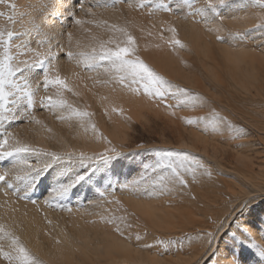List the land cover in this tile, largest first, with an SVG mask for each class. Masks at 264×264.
I'll use <instances>...</instances> for the list:
<instances>
[{"label": "snow or ice", "instance_id": "1", "mask_svg": "<svg viewBox=\"0 0 264 264\" xmlns=\"http://www.w3.org/2000/svg\"><path fill=\"white\" fill-rule=\"evenodd\" d=\"M4 3L5 0H0V5ZM184 3L189 9L188 16L200 18L199 21L194 19L193 22H202L209 33L215 32V39L218 42L234 46L247 43L254 36H260L261 44L264 45V17L261 18L262 22L243 31L226 30L223 27L225 20L237 18L226 16L223 10H242L257 4L264 11V0H203L198 7L195 0H184ZM127 6L137 11L147 9L149 16L157 12L169 14L173 12L168 0H129ZM9 7L15 12V3L9 4ZM96 7L105 10L111 7L115 11L116 2L114 0L111 6L98 4L85 7L80 0L74 2L73 0H41L39 8L20 13V30L11 27L0 29V184L12 190L17 200L26 199L36 205L37 201L31 199V194L51 176V183L47 186L48 196L44 200V204L48 207H54L57 202L70 199L78 188L83 187L94 188L106 203H121L114 197V192L106 194L105 191H100L98 186L108 179V173L115 163L131 149H125L123 146L117 149L92 122L94 113L88 111L87 106L84 108L74 106L73 102L65 97V92L73 96H78L79 93L68 86L67 76L61 75L59 69L61 52H64L69 61L75 60L77 67L82 66L87 72L95 73L94 77H88L93 80L94 85L109 87L112 92H116L119 88L132 95H144L152 101L162 102L171 110L170 114L173 116L176 115L175 108L195 110L210 103L199 93L168 80L141 59L137 39L129 30L131 21L126 20L124 24H119L104 19L98 22ZM81 14L89 19L86 21ZM2 16L4 12H0V17ZM64 19L71 21L75 26H82L85 23L97 27L103 25L111 34L107 39L91 35L86 45H81L77 40L78 51H73V32L63 31ZM7 20L12 24L17 22L11 14L7 16ZM135 27L140 32L146 30L143 25L137 24ZM154 28H157V24L150 22L148 35H152ZM87 31L91 33V29ZM160 31L161 39H164V32L172 34L166 43L173 49L176 46L186 47L177 39V29L174 25L161 22ZM65 36L66 41L63 39ZM42 88L43 94H41ZM50 91L52 94H49ZM168 100H175L176 104H169ZM37 107L47 109L56 120L67 122L69 127H72V122L75 121V126L80 130L78 135L85 140L103 142V150L94 151L91 155L83 150L53 151L38 147L21 138L19 132L12 129L19 128L25 123L41 125L47 132H52V129L43 125L35 115ZM112 111L116 112L117 109L114 107ZM119 111L123 112L122 109ZM182 119L190 125L202 123V131L205 133L220 132L222 128H227L237 136L245 133L244 128L234 125L227 116L222 115L214 107L210 108L206 117H182ZM136 147L152 153L156 158L153 164L144 165L145 173L147 174L150 169L156 179L149 183L145 175H141L139 179L125 183L121 187L130 188L134 193L146 198L171 195L177 189H186L189 186V177L192 182H197L204 177L210 179L213 175L210 165L188 151L155 147L146 149L143 144H137ZM31 158H35L34 163ZM4 195L8 196L9 192L5 191ZM108 195H112L113 200H108ZM257 201H264V184L261 185L260 190L249 189L248 195L235 198L224 218L214 222L213 231L198 234L197 239L207 245L206 254H214L213 245L218 239L228 236L234 227L235 232L231 233V239L242 247L254 251L257 264H264V235H260L257 239L254 235V226L248 220ZM0 207L5 205L0 204ZM67 210L71 211L70 208ZM17 211L18 209L8 205L9 219L5 221L0 217V261H3V264H46L39 253L34 252L22 239L23 222L17 221L16 217L11 215ZM132 218L139 220L135 213H128L125 209L124 214L119 216L115 214L101 216V221L112 225L114 231L123 239L131 240L133 238L131 230L137 227L132 222ZM134 238L136 241L142 239L139 231L135 232ZM55 243L59 245L62 241L57 238ZM172 243L175 241H158V244L165 249ZM142 247L151 248L153 245L143 244Z\"/></svg>", "mask_w": 264, "mask_h": 264}, {"label": "bare ground", "instance_id": "2", "mask_svg": "<svg viewBox=\"0 0 264 264\" xmlns=\"http://www.w3.org/2000/svg\"><path fill=\"white\" fill-rule=\"evenodd\" d=\"M113 1L80 0V3L84 6L98 4L111 6ZM115 1V11L111 7L107 10L99 7L96 10L97 21L107 19L110 23L119 24H124L126 20L131 21L129 30L137 39L141 59L146 63L149 62V64L157 62L158 64L151 66L159 69L158 72L168 80L175 81L179 85L185 83L191 89L204 88L202 87L201 78L179 75V71H188L194 65L193 59V61L187 60L186 63L177 60L171 65L172 48L170 49L166 41L170 40L172 34L164 32V39L160 38L161 22L176 27L177 38L182 39L181 41L188 48L190 47L195 56L197 68H200L206 80L220 89L225 88L227 84L232 85L240 92L239 96L242 99L261 98V92L264 90V58L258 56L252 47H245L244 44H237L236 47L228 46L218 42L215 39L216 33H209L205 26H198L191 21H176L175 18L159 19L161 12L149 16L147 15V9L137 11L124 7L128 5L129 0ZM199 2H203V0ZM17 7L19 10V6ZM77 7H79V4ZM8 10L9 14L13 16L17 13L16 11L13 12L9 6ZM2 12L6 14L5 11ZM262 17L264 16L251 15L246 17L242 12H239L236 19L229 18L225 20L223 27L226 30L243 31L252 28L256 23L262 22ZM82 18L89 19L83 16ZM17 21V25H9L10 22L0 17V29L12 26V28L18 30L17 27H21L19 14H17ZM150 22L157 24V28L152 29V35L147 33ZM137 24L143 25L146 30L144 32L138 31L135 27ZM87 29H91V33ZM63 31L73 32V51H78L76 48L77 40L80 41L81 45H86L90 41L91 35L107 39L111 34L106 31L103 25L97 27L94 24L86 23L82 26H75L67 19L63 20ZM206 37L211 38V40H206ZM63 39L66 41L67 37L65 36ZM253 40L254 42H256L255 40L261 41V37L255 36ZM66 50L67 46L65 47ZM213 67L217 69V72L213 71ZM59 69L62 77L67 76L68 86L74 92L79 93L78 96H73L71 93L65 92V97L73 102L74 106L81 108L87 106V110L94 113L91 119L96 124L99 132L107 136L117 148L122 146L125 143L127 130L129 129V125L124 126L125 122L132 120L138 123L144 113L141 109H147L151 100L144 95H132L127 91H121L119 88L116 92H112L109 87L94 85L93 80L88 79V77H94L95 73L87 72L82 66L77 67L76 61H69L64 52H61L59 57ZM194 70L196 69L194 68ZM76 73H79V75H76ZM222 77H224V81L221 80ZM204 90L206 89L204 88ZM41 94H43V88ZM49 94H52V92L50 91ZM104 97H108V99H104ZM114 107L117 109L116 112L112 111ZM120 109L123 110L122 113L119 111ZM35 115L42 121L43 125H47L48 128L52 129L51 133L47 132L41 125H27L26 123L12 130L18 131L21 138L36 146L53 151L83 150L91 155L94 151L103 150V142L91 139L85 140L81 135H78L80 130L75 126V121L72 122L73 126L69 127L67 122L56 120L51 112L39 107H37ZM127 117H130V119H127ZM176 137L181 142L185 138L184 134L180 132L177 133ZM205 147H207V142ZM31 159L34 163L35 158ZM49 183H51V176L41 184L35 193L31 194V199L37 201L36 205L26 199L17 200L12 190L6 189L0 184V204L5 205V207H0V217H3L5 221L9 219L8 205L18 209L17 212L11 215H14L17 221L23 222L22 239L34 252L39 253L46 264H188L191 260L173 258V261L171 259L167 261L168 257L167 260L161 257L156 248L142 247L143 244L148 243L147 241L158 244L159 239L157 237L177 235L178 233L174 223L153 203L136 198L125 201L129 213H135L136 217H139L138 221L132 218V222L137 227L131 230L133 238L128 242L114 234L110 225L103 223L101 218L92 216L90 210L98 199L95 191L89 187L78 188L70 199L59 201L54 207H48L44 204V200L48 196L47 186ZM5 191L9 192L8 196L4 195ZM22 194L20 193V195ZM136 195L139 194L136 193ZM69 208L71 209L70 212L67 210ZM48 221H51V223H48ZM205 228L204 225L203 229ZM145 229L151 237L147 236L146 238ZM136 231L141 234L142 239L140 241H136L134 238ZM232 232H234V229ZM57 238L62 241L59 245L55 243ZM194 238H196V235ZM187 242L186 244H189ZM217 242L219 243V241ZM194 243L190 242V244ZM220 243L219 246H221ZM216 244L213 245V252L217 247L220 248L219 246L216 247ZM201 245L200 249H203V244ZM89 253L94 257L89 258ZM216 253L218 254V252ZM209 254L207 253L201 262ZM0 264H3V261H0Z\"/></svg>", "mask_w": 264, "mask_h": 264}, {"label": "rangeland", "instance_id": "3", "mask_svg": "<svg viewBox=\"0 0 264 264\" xmlns=\"http://www.w3.org/2000/svg\"><path fill=\"white\" fill-rule=\"evenodd\" d=\"M199 1L195 0L197 7L202 3ZM168 2L173 12L171 14L161 12L159 19L168 20L169 18H175L176 21L181 22H193L194 19L197 21L200 20L199 17L187 15L189 9L185 5L184 0H168ZM11 3L16 4L15 11L17 13L14 18L17 21V14H19L20 19L21 12L39 8L41 0H5V3L0 5V12H6L2 16L6 21H8L7 16L9 15L8 6ZM17 6H19V10ZM98 8L96 7L95 10ZM223 12L229 17H237L239 12H242L246 17L251 15L264 16V11L257 4H252V6L242 10L225 9ZM84 19L86 20V18ZM17 22L15 23L16 25ZM11 24L10 22L9 25ZM195 24L205 26L202 22ZM10 27L12 28V26ZM20 28L17 27L18 30ZM205 39L208 41L211 40L208 37ZM179 40L181 41L182 39ZM255 41L252 39L243 44L245 47H252L258 56L264 58V51H262L264 45L261 44V41ZM181 42L183 43V41ZM227 45L230 46L229 44ZM168 46L170 49L172 48L170 45ZM171 53L173 54L171 65L177 60L185 63L187 60H194V65L188 71H179V75L201 78L203 82L202 87L206 90L204 88L191 89L185 83H180V85L206 97L210 102L209 105L196 108L195 110L190 108H175L176 115L173 116L170 114L171 110L167 109L164 103L151 100L147 109H141L144 113L138 123L127 120L124 126L129 125V129L127 130L125 143L122 146L125 149H131V151H126L125 156L121 157L108 173V179L98 186L99 190L105 191L106 194L114 192V197L118 198L121 203H106L99 196L98 191L93 188L92 190L95 191L98 199L95 201V205L90 212L93 217L98 218L113 214L119 216L124 214L125 209L129 213L125 201L131 198L151 202L174 223L178 233L177 235L157 237L159 240L175 241L167 249L151 241H147V244L153 245L151 248H156L157 253L164 259L168 257V260L166 259L167 261L170 259L173 261V258H180L191 259L188 264H200L206 256L207 245L203 241L196 239L198 234L213 231L214 222H218V220L224 218L235 202V198L248 195L249 189L260 190L261 185L264 184V90L261 92V98L242 99L239 96L240 92L232 85L227 84L225 88L220 89L212 82L206 80L200 68H197L195 56L187 45L184 48L176 46L175 49H171ZM156 64L158 63L149 65ZM156 71L158 72L159 69H156ZM213 71L217 72V69L213 67ZM221 80L224 81V77ZM173 83L179 84L175 81ZM167 103L175 105L176 101L168 100ZM211 107L216 108L222 115L227 116L237 127L244 128L245 133L237 136V134L227 128H222L220 132L216 133H205L202 131V123L190 125L186 123L185 119H182V117H206ZM179 132L185 136L183 142L177 140L176 135ZM206 142L207 147H205ZM137 144H143L146 149L155 147L188 151L202 158L210 165L213 175L210 179L204 177L197 182H192L189 177L188 188L177 189L171 195L166 194L156 198H146L140 194L136 195L132 189H124L121 186L132 180L139 179L141 175H145L149 183L156 179L155 174H152L150 169L147 174L144 169L145 164H153L156 158L150 152L137 149ZM122 146L117 149H120ZM114 197L108 195L107 199L113 200ZM248 220L255 226L254 235L259 239L260 235H264V201L256 202L248 216ZM203 224L206 227L205 229H203ZM110 227L114 234L122 238L114 231L112 225ZM196 227L197 229H195ZM233 229L235 232V228L231 230L233 231ZM256 229L260 231L257 232L255 231ZM232 231H230L228 236H225L221 240L218 239L219 243L222 241L220 243L221 246H219L218 242L216 244V247H220H217L218 251L216 248L214 254L210 253L201 264H257V257L254 251L242 247L237 241L231 239ZM126 234L128 233L126 232ZM195 235L196 238H194ZM145 236L146 238L147 236L151 237L148 231ZM188 236L191 239H188ZM126 241L130 242V240ZM186 242L189 244H186ZM190 242L195 243L190 244ZM201 244H203V249H200ZM88 257L93 258L94 256L89 253Z\"/></svg>", "mask_w": 264, "mask_h": 264}]
</instances>
